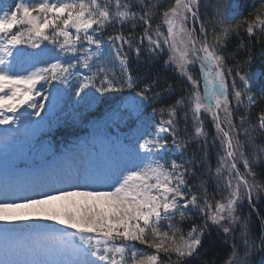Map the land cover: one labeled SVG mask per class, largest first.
<instances>
[{
  "label": "snow or ice",
  "instance_id": "snow-or-ice-1",
  "mask_svg": "<svg viewBox=\"0 0 264 264\" xmlns=\"http://www.w3.org/2000/svg\"><path fill=\"white\" fill-rule=\"evenodd\" d=\"M114 4L115 11L112 12L109 6ZM143 12L142 14L130 11L131 4L124 0H41L39 3L31 0H19L15 2L7 11L0 15V109L8 112H16L18 107L23 106L31 100L36 92L37 84L49 83L54 80L66 82L69 69L73 68L72 63L65 66L59 60L56 63L48 64L46 67L35 68L34 71L22 72L14 71L11 61L8 57L14 56V49L17 45L28 44L32 48H40L43 41H51L53 44H59L63 53H77L78 45L86 41L88 45H95L96 51L91 48L83 50V55L79 58L83 61L84 68H90L89 60L93 56L98 59L103 58L101 51L102 41L94 35L113 21L123 23L127 20H135L138 16L148 27L145 28L151 51L162 49V45H167L170 52L169 60L166 63H174L182 75L193 85V92L189 98L191 110L194 119L199 118L201 111L210 113L213 120L216 121L217 129L225 137L224 146L226 153L221 157V165L226 163L227 159L234 158L236 150L243 145L237 139L236 144L229 132L220 127L219 112L225 113V120L232 125L230 109V100L228 85L226 83V73L224 68V57L217 52V46L222 44L231 32L236 31L241 24L246 25V31L251 36L255 30L264 33V3L255 10L251 19L245 18L242 22L229 23L224 17L221 7L217 6L216 21L219 25V32H214L213 43L207 42L206 28L201 22L200 31L205 33L203 40L196 37V29L189 28L187 21L191 18L193 21L198 19L199 0H174L165 11H163V23L167 25V35L156 29V35L162 37L161 40H153L148 35L151 30L150 20L154 15L153 10L156 3L153 0H140ZM2 11V10H0ZM190 14V16H189ZM96 26L95 28L93 26ZM13 28H17L13 32ZM70 29H74V34ZM51 30V34H49ZM91 30V31H90ZM63 37V41H59ZM112 46L116 48V41H121L119 48L115 53V59L119 60L122 73H128L127 59L122 55L120 48L123 44H131L123 35L109 37ZM199 43V47L197 44ZM139 52V49H137ZM17 57L28 55L36 58L40 54H24L16 50ZM79 59L77 62H79ZM255 58L249 54L244 62L251 67ZM199 61L201 76L205 81L203 96L199 91V82L187 72V66ZM35 67V65H33ZM239 67V65H237ZM97 72H103L105 79L102 85L107 83V88L101 87L100 91L111 90L116 87L113 80L108 78L110 68L99 67ZM231 69H228L227 75H231ZM241 82L247 87L251 77L248 73L240 74ZM114 75V73H113ZM93 77H85V83H82L80 90L88 87ZM127 87L134 86L131 75L127 76ZM123 85H121V88ZM152 85L137 92L136 95L141 99H148L146 92ZM7 89V90H6ZM159 95V94H157ZM232 96L238 105L244 103L245 92L238 88L235 80L232 83ZM177 104L181 101H177ZM43 107V105H29ZM250 110V108H249ZM155 111V109H154ZM163 113L164 109L160 110ZM0 124H8L12 121L9 116L0 113ZM167 120H161L155 136L152 139L145 138L139 145L140 149L147 154V162L141 165L133 164L125 168L122 172H117L111 178V183L101 188H92L91 190H61L56 194H45L43 198H25L23 202L16 200H0V221L5 225L26 221L34 218L55 221L61 225L75 229L81 237L82 245L73 253V259L62 261H49L46 259L20 260L12 258V252L5 249L0 254V264H162L160 254L163 253L168 259L163 264H185L188 258L198 257L197 249L201 245L203 229L197 225L185 235L176 225L171 223L174 217L179 214L181 219L186 218L185 209L191 204L200 207L197 203L198 197L192 195L189 200L185 199V192L181 185L185 184L184 174L178 172L180 167L174 161L171 168H166L161 159H156L161 150L167 147L166 142L159 138L161 132H172L175 137L176 106L168 108ZM246 117H241V122ZM167 125V127H165ZM264 129V111L258 117V125H250L253 131L256 127ZM235 128V125H232ZM245 134L249 136V142L252 137L245 129ZM196 134L202 135V128H196ZM173 144L179 148L181 144L173 139ZM254 147H257L254 145ZM155 150V152L153 151ZM264 152V147L258 149ZM240 157L244 161V167L248 169L250 175L251 167L243 151ZM144 161V157H139ZM232 170L236 169V164L230 165ZM218 173L220 169H217ZM239 176V173L237 172ZM242 182L247 190L249 200L251 192L256 185H249L248 181L242 176L239 177L235 189L230 193V198L222 203L217 201L215 210L212 205L205 200L204 206L200 207L201 212H205L207 219L214 224H220L224 220L230 223L239 222V217L235 215L237 211V200L240 199L239 183ZM229 188L232 187L229 180ZM226 214V215H225ZM161 221H169L168 231L161 228ZM207 227V223H205ZM245 255L250 254L254 247V242L248 238V225L244 224ZM11 229L7 226L0 228V233L7 234ZM223 231L228 233L230 228L224 227ZM120 241L121 243H117ZM139 242L155 249L153 254H142L135 250L134 244L124 242ZM261 246L264 247V236L261 237ZM236 245H233V252L225 264H233L237 257L235 251ZM130 254V255H129ZM175 255V261L172 260Z\"/></svg>",
  "mask_w": 264,
  "mask_h": 264
},
{
  "label": "trees",
  "instance_id": "trees-1",
  "mask_svg": "<svg viewBox=\"0 0 264 264\" xmlns=\"http://www.w3.org/2000/svg\"><path fill=\"white\" fill-rule=\"evenodd\" d=\"M103 2V1H102ZM130 3V11L142 14L143 9L140 0H124ZM156 3V8L153 10L154 15L150 20L151 30L148 35L152 36L154 40H161L162 37L156 35V29L159 27L160 32L167 35V25L163 23V11H165L174 0H153ZM264 0H226L223 7L226 10L224 17L229 23L243 21L245 18L251 19L255 10L260 8ZM218 3L216 0L199 1L198 19L193 21L191 18L187 21L189 28L196 29V37L203 40L205 33L200 31L201 22L206 28L207 42L213 43L214 32L218 33L220 28L216 21V11ZM110 11L114 12V4L109 6ZM190 16V14H189ZM145 25L139 20L138 16L135 20H127L123 23L113 21L106 24L103 30L99 31L100 39L103 41L108 39L105 45L104 62H110L112 74H108V78L113 80L116 85L111 89L112 95H104L98 101L95 110L86 115V120L91 117H100L106 109H108L112 102L122 99L127 94H136L143 90L146 85H152L151 89L146 92L148 99H143V105L140 118L144 120L145 127L148 131L153 132L156 124L161 120H167L168 108L176 106L175 121V137L172 132H168L162 141L166 142L168 152L165 153V162L169 164V160L177 164H184L181 169L185 180V196L191 198L192 195H197L201 204L204 206L205 200L215 210L217 201L224 203L228 197L227 187L225 186L224 176H230L229 180L237 183L238 175L246 179L249 185H256L251 192V200L245 192V186L242 182L239 183L241 191L239 204L235 215L239 217V222L229 223L224 225L230 228L228 233H225L217 224L212 223L207 219L205 212L200 211V207L189 206L185 210L186 218L181 219L177 214L171 221L176 225L185 235L192 228L197 225L203 229V236L201 237V245L198 247V257L188 258L185 264H225L233 252V245L235 244V251L237 257L233 264L246 262V264H264V247L261 246V237L264 236V152L258 149L264 147V129L256 127L252 130L250 125H258V117L264 111V33L258 29L254 31L253 35H249L246 31V25L241 26L230 33V35L223 40L222 44L217 46V52L224 57V68L226 73V83L228 85L230 109L232 111L230 125L225 120V113L220 111V127L224 131L229 132L233 138V143L236 144L237 139L243 145L242 148L236 150L234 158L226 160V163L221 165V154L225 156L224 135L216 127V121L210 113L201 111L197 124H193V112L189 103V98L193 92V85L185 82L181 76V72L177 69L174 63L166 61L169 60L170 52L167 45H162V49L151 51L152 45H148V38L145 35ZM17 28L13 29V32ZM123 35L131 44H123L119 50L127 59L128 73H122V70L115 64L114 49L119 48L116 43V48L112 46L109 37ZM46 42V41H43ZM42 42V43H43ZM30 46L28 44L18 45L17 48ZM199 47V43L197 44ZM139 49V52H137ZM116 53V52H115ZM251 54L255 59L251 67L244 62ZM239 65V67H237ZM228 69H231L232 74L227 75ZM240 74L248 73L251 79L247 87L240 81L237 72ZM187 72L191 74L198 82L201 79V69L199 61L187 66ZM114 73V75H113ZM131 75L134 86L127 87V76ZM235 80L238 88L245 92L244 103L238 105L232 96V83ZM191 82V81H190ZM121 85L123 87L121 88ZM117 92L120 94L117 95ZM159 94V95H157ZM177 101L181 103L177 104ZM250 108V110H249ZM155 109V111H154ZM161 109H164L161 113ZM241 117H246L241 122ZM84 121V120H83ZM152 122V124L150 123ZM202 128V135L196 134V128ZM137 128L135 121L126 122L119 126L117 133L126 135L129 130ZM245 129H248L252 137V142H249V136L245 134ZM87 128L85 122L83 124H66L50 130L46 135V141L53 142V147L56 151H62L73 145L81 137L85 136ZM173 139L181 144L179 153L171 155L174 147ZM257 146V147H254ZM245 153L249 161L251 172L255 175H250L248 169L244 167V161L240 157V152ZM236 164V169L232 170L230 165ZM224 170L226 174L220 175L217 169ZM226 169V170H225ZM227 179V177H226ZM228 180V181H229ZM244 194V195H243ZM243 195V196H242ZM169 221H161V228L168 231ZM207 223V227H205ZM248 225V238L254 242V247L251 248L250 254L245 255V244L242 232H244V224ZM135 250L142 254H153L155 249L149 248L147 245L135 243ZM161 261L167 262V257L161 253ZM176 257L173 255L172 260Z\"/></svg>",
  "mask_w": 264,
  "mask_h": 264
},
{
  "label": "rangeland",
  "instance_id": "rangeland-1",
  "mask_svg": "<svg viewBox=\"0 0 264 264\" xmlns=\"http://www.w3.org/2000/svg\"><path fill=\"white\" fill-rule=\"evenodd\" d=\"M199 1L205 2V0ZM225 1L216 0L223 12H226L223 7ZM15 2H19V0H15ZM31 2L39 3L41 0H31ZM50 2H56V0H50ZM13 3L14 0H0V10H2L0 15L12 7ZM70 31L74 34V29H70ZM49 34H51V30H49ZM94 35L100 38L99 32L94 33ZM58 39L60 42L63 41V37ZM103 41L101 51L104 54L103 58H105V45H107L108 39ZM147 42L149 45V40ZM115 43L119 44V41ZM89 48L92 52L96 51L95 45H88L86 41H83L81 45H78L79 51L77 53H63L59 44L46 41L41 43L40 48L29 47L28 50L22 52L24 54H40L34 59L28 55L17 57L15 53L13 57H8L13 70L24 74L34 71L35 68L56 63L57 60L65 66L72 63L74 67L69 69L70 74H68L66 82L54 80L49 83L37 84L36 92L38 94L34 93L31 100L18 107L16 112L0 109V113L11 117L13 121L8 124H0L1 200L14 199L16 202H23L25 198L39 199L43 198L45 194H56L61 190H91L92 188L107 190L104 186L111 183V178L117 172H122L133 164L142 166V163L147 162V154L140 149L139 145L143 143L145 138L152 139L155 136L160 123L156 124L153 132L146 129L139 116L145 101L131 93L119 101L112 102L110 109L100 119H93L87 123L89 134L83 137L78 144L60 154L52 152L49 142H44L39 147L34 146L41 134L57 126L82 123L86 115L95 110L101 97L113 94L111 90H98L108 86L107 83L102 85L101 82L105 79V74L97 72V69L101 66L111 69L110 62H104L93 56L89 60L91 67H83V61L79 58L83 55V50ZM115 52L116 49H114L112 57L115 56ZM78 59L79 62H77ZM115 64L121 69L118 59H115ZM94 73L95 76L88 87L81 91L80 86L86 82L85 77H93ZM109 74H112V70ZM181 76L186 83L191 84L186 75L181 74ZM204 89L205 81L202 78L199 80V91L202 96ZM119 94L117 92V95ZM29 105H43V107ZM193 120V124L196 125L197 119L193 117ZM130 121H136L138 131H132L126 136V139L114 132L119 126ZM150 123L152 124V122ZM166 134L167 132L159 133V138L162 139ZM153 151L155 152V150ZM166 152H168V146L160 151L156 159L162 157L161 163L170 169L173 161L169 160V164L164 161L163 156ZM177 153H179V148L174 145L170 154L176 155ZM221 156L224 157V151ZM139 157H144V161H141ZM26 161L31 163L32 167L19 168L15 166V164ZM177 165L180 166L177 171L182 172L181 169L184 168V164ZM219 174L222 176L226 172L221 170ZM229 178L230 176L227 174L224 176L228 193L227 199L230 198V193L237 185V182L233 180L231 182L232 187L229 188L227 186ZM10 189L9 196H6ZM181 189L184 191V185H181ZM185 199L189 200L186 196ZM197 203L201 204V201L198 199ZM238 204L239 199L237 200V207H239ZM229 223L228 220H224L217 226L223 230L224 225ZM4 226L10 228L11 231L7 234L0 233V254H3L5 249H9L14 259L71 260L74 251L82 245L80 234L75 229L55 221L34 218L7 225L0 221V228ZM117 243L121 242L117 241ZM124 243L135 245L136 242ZM238 264H246V262Z\"/></svg>",
  "mask_w": 264,
  "mask_h": 264
},
{
  "label": "bare ground",
  "instance_id": "bare-ground-1",
  "mask_svg": "<svg viewBox=\"0 0 264 264\" xmlns=\"http://www.w3.org/2000/svg\"><path fill=\"white\" fill-rule=\"evenodd\" d=\"M115 105V104H114ZM1 200V199H0Z\"/></svg>",
  "mask_w": 264,
  "mask_h": 264
}]
</instances>
